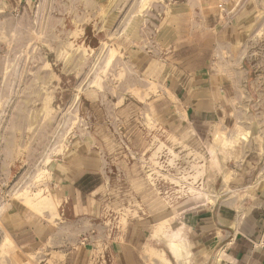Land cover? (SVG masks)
I'll return each instance as SVG.
<instances>
[{
  "label": "rangeland",
  "instance_id": "1",
  "mask_svg": "<svg viewBox=\"0 0 264 264\" xmlns=\"http://www.w3.org/2000/svg\"><path fill=\"white\" fill-rule=\"evenodd\" d=\"M255 7L240 54L216 59L239 72L227 107L192 119L173 90L184 100L208 42ZM72 152L101 157L85 184L99 183L82 217L89 264H113L133 232L148 264H169L184 215L264 181V0H0V264H57L4 224L66 214L50 173Z\"/></svg>",
  "mask_w": 264,
  "mask_h": 264
},
{
  "label": "crops",
  "instance_id": "2",
  "mask_svg": "<svg viewBox=\"0 0 264 264\" xmlns=\"http://www.w3.org/2000/svg\"><path fill=\"white\" fill-rule=\"evenodd\" d=\"M258 20L256 7L245 9L233 26L226 30L224 27V31L208 42L201 64L191 69L181 85L184 100L179 89L172 93L187 116L208 119L227 107L222 104L229 94L227 84L237 80L239 72L230 62L221 67L216 59L227 63L223 49L229 51L230 57L239 55L248 35L256 30ZM98 162L101 163V157L96 153L72 152L69 160L54 163L50 174L59 188L55 198L60 199L66 214L57 213L50 220L48 216L37 217L15 210L14 217H7L4 228L15 238L18 248L46 249L54 255L57 264L90 263L89 250L81 240L87 232L81 228L86 224L82 217L89 211L87 196L99 186L98 183L86 190L85 184L91 176L102 173ZM181 223L183 234L176 233L174 240L181 242H176L175 253L169 243L163 252L170 255L169 264H264V181L250 185L238 199L184 215ZM133 235L134 232L130 238L127 233L112 246L109 254L113 264H148L149 258L144 253L141 257L140 250L149 248L135 242Z\"/></svg>",
  "mask_w": 264,
  "mask_h": 264
},
{
  "label": "bare ground",
  "instance_id": "3",
  "mask_svg": "<svg viewBox=\"0 0 264 264\" xmlns=\"http://www.w3.org/2000/svg\"><path fill=\"white\" fill-rule=\"evenodd\" d=\"M34 197H36V200H37V199L40 200V199H44V198H46L42 192L37 193V195L34 196ZM52 199H53V198H52ZM53 201H56V199H53ZM51 202H52V200H51ZM6 243H7V242H6ZM170 247L175 251V249H176V244H175V243H172V244H170Z\"/></svg>",
  "mask_w": 264,
  "mask_h": 264
}]
</instances>
